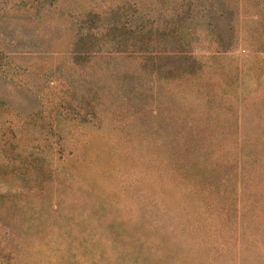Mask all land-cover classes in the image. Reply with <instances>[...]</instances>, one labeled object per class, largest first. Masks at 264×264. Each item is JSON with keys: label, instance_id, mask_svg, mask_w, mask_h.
Returning <instances> with one entry per match:
<instances>
[{"label": "rangeland", "instance_id": "1", "mask_svg": "<svg viewBox=\"0 0 264 264\" xmlns=\"http://www.w3.org/2000/svg\"><path fill=\"white\" fill-rule=\"evenodd\" d=\"M0 264H264V0H0Z\"/></svg>", "mask_w": 264, "mask_h": 264}]
</instances>
